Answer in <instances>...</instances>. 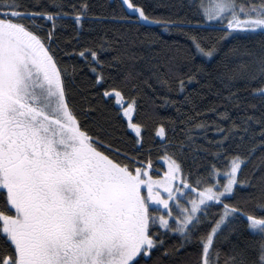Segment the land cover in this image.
I'll use <instances>...</instances> for the list:
<instances>
[{
    "label": "snow or ice",
    "instance_id": "6c2138e0",
    "mask_svg": "<svg viewBox=\"0 0 264 264\" xmlns=\"http://www.w3.org/2000/svg\"><path fill=\"white\" fill-rule=\"evenodd\" d=\"M122 3L130 10L125 22L159 23L134 0ZM87 8L84 3L75 14L77 25ZM197 11L205 22L226 20L227 25L218 41L199 34L188 36L193 56L215 58L219 42L238 39V31L264 37V0H200ZM60 19V11L29 12L18 0H0V264H141L152 259L154 250L164 247L161 237L169 230L179 234L181 248L195 243L200 250L194 260L183 264H264V175L260 177L261 202L256 212L227 202L236 195L237 185L254 186L251 180H240L238 172L257 151H264V112L259 117L247 114L237 120L226 106L223 111L213 107L210 111L215 121L211 125L197 121L195 128L203 131L210 127L219 137L217 148H224L229 140L237 142L239 134L237 147L250 145L247 154L236 152L223 170L213 164L206 176L193 179L191 169L185 174L179 156L166 153L168 171L162 178H153L148 168L135 167L132 156L122 153L118 145L114 148L115 140L105 141L111 136L105 126L110 121L104 120L102 113L95 135L84 128L71 103L65 71L52 51ZM37 20L43 23L37 25ZM190 23L169 20L166 27L183 29ZM118 45L117 39L113 49ZM147 46L154 49L156 45L149 42ZM182 51L178 45L163 63L155 51L148 56L149 63L155 61L149 79L154 76L162 86L169 84L164 69L173 71L171 60ZM238 51L229 49L233 54ZM89 53L91 60L86 62L91 64L92 73H97L99 52L88 49L79 55L87 58ZM244 55L246 62L229 67L226 54L224 69H217L215 77L221 85L217 94L226 91L223 102L237 108L245 101L239 92L232 91L236 81H259L251 94L264 102V46ZM113 59L127 63L131 56L125 49ZM204 71L200 67L178 80L179 91H184L185 79L191 83ZM138 78V71L130 65L124 81ZM95 81L94 90L108 82L103 72L95 75ZM113 94L123 113V117L117 116L121 125L123 118H128L125 134L131 129L135 143L141 144L143 125L133 122L136 97L124 107L123 90L111 87L102 93V98H107L105 103ZM85 102L88 112L84 115H94V105ZM257 126L258 132L254 131ZM156 133L166 138L163 125ZM188 142L191 151H198L192 148L191 137ZM175 180L183 187L174 185ZM211 208L217 212L209 219ZM241 217L246 218V226ZM245 230L259 239L249 244ZM223 245H227L226 250ZM174 254L175 249L164 248L165 256ZM153 264H161V258Z\"/></svg>",
    "mask_w": 264,
    "mask_h": 264
},
{
    "label": "trees",
    "instance_id": "16d2710c",
    "mask_svg": "<svg viewBox=\"0 0 264 264\" xmlns=\"http://www.w3.org/2000/svg\"><path fill=\"white\" fill-rule=\"evenodd\" d=\"M18 2L24 10L29 12L60 11L63 14V19L57 21L52 51L55 52L59 67L65 71L67 76L66 83L69 87L68 94L71 103L79 113V119L84 128L92 135H95L97 131V121L101 119L102 113L103 119L110 121L105 126L111 132V136L105 137V141L115 140L113 147L118 145L122 153L126 152L132 156L135 167L149 168L153 176L159 177L164 172V167L160 163L161 159L166 157V153L175 154L183 161L185 174L191 169L194 173L193 179H195L197 176H206L207 169L213 164L223 170L225 162L230 160L236 152L242 155L247 154L250 145L240 144L237 147L239 134L236 137L237 142L229 140L224 148H217L215 141L219 137L214 135L211 128L202 131L196 129L195 124L197 121H202L211 125L216 119L210 111L213 107H219L223 111L226 106L230 115L237 120L242 115L255 114L259 117L264 112V102L259 96L251 94L252 89L259 86V81L251 84L243 81L235 82V88L232 91L239 92L245 101L237 108L231 103L223 102L222 98L227 94L226 91L221 90L220 94H217L221 85L215 78L216 70L224 69L226 54L230 61L229 67H235L242 61H247L248 57L244 55L246 51L264 46V37L238 31V39L219 42V54L215 58H207L198 54L193 56L189 50L188 36L199 34L205 39L211 37L218 41L223 35L226 24L219 21L209 23L201 20L197 11L200 0H134L135 3L143 6L151 17L159 21V23L152 24L125 22L128 12L120 0H18ZM204 2L206 3V0ZM84 3H87L88 8L81 18L80 25H77L75 14L80 11ZM56 5H62V7H56ZM169 20L190 21L191 23L183 29L170 25L166 27ZM36 23L39 25L43 22L37 20ZM46 32L47 28L44 30V33ZM117 39L119 45L114 50L113 46ZM149 42L155 43L154 49L147 46ZM178 45L183 51L171 60L174 70L169 71L165 67L163 72L169 84L162 86L154 76L149 79L152 75L150 69L155 61L149 63L147 57L155 51L160 54L163 63L173 56ZM234 47L239 49L235 54L229 52V49ZM88 49L99 52L101 65L98 66L97 73H92L91 64L86 62L91 60L90 53L87 58L79 55L81 51ZM125 49L129 51L131 59L127 63L114 61L113 58L117 56V53ZM165 53L168 56H165ZM130 65H134L139 78L126 83L123 76L129 71ZM200 67H203L205 71L198 73L191 83L185 79V89L180 92L177 81L196 72ZM100 72H103L108 82L103 88L94 90L95 75ZM134 85L136 91H133ZM111 87L123 90L126 97L124 107L132 97H136L137 104L133 110V122L143 125L142 137L139 138L142 141L141 144L135 143L133 139L135 133L131 129L128 130V134H125L127 119L124 117V124L121 125L117 116L119 114L123 117V113L120 106L115 103L114 94L112 100L107 103H105L107 98H102L103 91ZM86 100L94 105L96 109L94 115H84L88 112ZM166 100L167 103H165ZM245 108L247 112L244 111ZM190 119L191 123L188 122ZM160 125L165 127L166 138L156 133ZM225 125L230 126V122L226 121ZM254 131L258 132L259 127H255ZM189 137L192 140V148L198 151L190 150ZM149 161L151 162L150 167ZM261 175H264V151H257L243 165L242 171L238 172L240 180H251L254 186L237 185L236 195L227 202L237 204L245 211L256 212L257 205L261 202ZM219 179L222 181L223 178ZM208 211L210 219L217 209L211 208ZM241 219L244 220L246 226V218L241 217ZM155 231L156 228H153V232ZM160 231L165 230L160 229ZM244 237L249 244L259 239L247 230L244 232ZM161 239L165 241L164 247L154 250L152 259L141 261V264H153L157 257L161 258V264H183L186 260H194L200 251L195 243L181 248L180 237L177 233L167 231ZM223 247L227 249V245ZM164 248L175 249V254L165 256Z\"/></svg>",
    "mask_w": 264,
    "mask_h": 264
},
{
    "label": "rangeland",
    "instance_id": "374dc122",
    "mask_svg": "<svg viewBox=\"0 0 264 264\" xmlns=\"http://www.w3.org/2000/svg\"><path fill=\"white\" fill-rule=\"evenodd\" d=\"M120 2L122 3V0H120ZM207 2H208V0H206V3H207ZM122 4H123V3H122ZM123 6L125 7V9H126L127 12L130 11V10L127 9V6H126V5H123ZM214 22H217V21H213V22H209V23H214ZM223 22L227 25V21H226V20L223 21ZM240 32H244V31H240ZM126 119H128V118H126ZM160 163H161V164L163 165V167H164V172L161 173L159 177H155V176H153V175L151 174L149 168H148L149 174H150L153 178H162V177L164 176V173H165L166 171H168V160H167L165 157H163V158L161 159V162H160ZM219 178H222V177H217V179H219ZM173 184H174V185H177V186H180V187H183V185H180L179 180H175V181H173ZM158 191L161 193L162 196L167 197V193H166L162 188H158ZM145 194H146V189H145ZM177 195L181 196L182 198L184 197V193H178ZM171 203L174 205V204H175V201L173 200V201H171ZM161 208H162V206H161ZM162 230H164V229H162ZM169 231H170V230H169ZM170 232H171V231H170ZM175 234H176V233H175ZM177 234H178V233H177Z\"/></svg>",
    "mask_w": 264,
    "mask_h": 264
}]
</instances>
